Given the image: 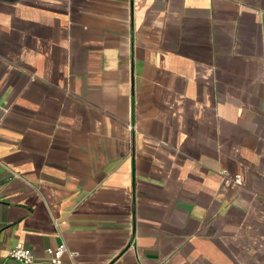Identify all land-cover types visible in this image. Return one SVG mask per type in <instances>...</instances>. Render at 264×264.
Here are the masks:
<instances>
[{
  "label": "crops",
  "instance_id": "obj_1",
  "mask_svg": "<svg viewBox=\"0 0 264 264\" xmlns=\"http://www.w3.org/2000/svg\"><path fill=\"white\" fill-rule=\"evenodd\" d=\"M263 175L264 0H0V264H264Z\"/></svg>",
  "mask_w": 264,
  "mask_h": 264
},
{
  "label": "built area",
  "instance_id": "obj_2",
  "mask_svg": "<svg viewBox=\"0 0 264 264\" xmlns=\"http://www.w3.org/2000/svg\"><path fill=\"white\" fill-rule=\"evenodd\" d=\"M217 175L220 177L222 184L226 187L242 186V177L239 174L229 175L224 170H220L217 172ZM43 253L45 255L44 264H60L62 255L66 253V248L64 244H59L53 248H46ZM7 256L18 264H35V258L31 254V251L27 248H23L20 244H15L7 252Z\"/></svg>",
  "mask_w": 264,
  "mask_h": 264
}]
</instances>
